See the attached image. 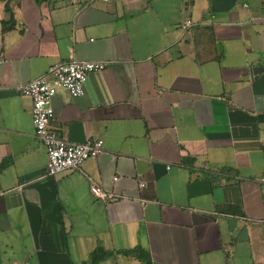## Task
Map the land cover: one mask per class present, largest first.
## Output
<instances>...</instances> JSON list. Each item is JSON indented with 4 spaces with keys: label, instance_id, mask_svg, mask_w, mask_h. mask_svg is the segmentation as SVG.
<instances>
[{
    "label": "crops",
    "instance_id": "obj_1",
    "mask_svg": "<svg viewBox=\"0 0 264 264\" xmlns=\"http://www.w3.org/2000/svg\"><path fill=\"white\" fill-rule=\"evenodd\" d=\"M71 59L103 152L48 176L21 87ZM262 177L264 0H0V264H264Z\"/></svg>",
    "mask_w": 264,
    "mask_h": 264
},
{
    "label": "built area",
    "instance_id": "obj_2",
    "mask_svg": "<svg viewBox=\"0 0 264 264\" xmlns=\"http://www.w3.org/2000/svg\"><path fill=\"white\" fill-rule=\"evenodd\" d=\"M105 64V61L74 59L55 62L44 74L21 87V91L32 100V122L35 136L41 140L47 152L46 174L48 176H55L64 170H79L85 160L97 157L103 152L101 138L70 142L49 128V123L54 117L53 96L60 89L66 90L72 96L82 95L88 74L102 70ZM261 180L264 181V177ZM90 189L96 197L104 200L113 201L121 197L102 190L95 183H92Z\"/></svg>",
    "mask_w": 264,
    "mask_h": 264
},
{
    "label": "trees",
    "instance_id": "obj_3",
    "mask_svg": "<svg viewBox=\"0 0 264 264\" xmlns=\"http://www.w3.org/2000/svg\"><path fill=\"white\" fill-rule=\"evenodd\" d=\"M94 260V259H93ZM95 261V260H94Z\"/></svg>",
    "mask_w": 264,
    "mask_h": 264
}]
</instances>
